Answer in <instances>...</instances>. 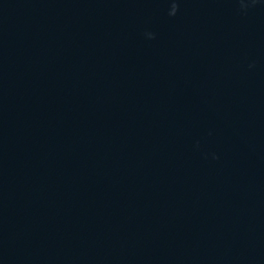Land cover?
<instances>
[{
  "label": "water",
  "instance_id": "95a60500",
  "mask_svg": "<svg viewBox=\"0 0 264 264\" xmlns=\"http://www.w3.org/2000/svg\"><path fill=\"white\" fill-rule=\"evenodd\" d=\"M0 264H264V0H0Z\"/></svg>",
  "mask_w": 264,
  "mask_h": 264
}]
</instances>
